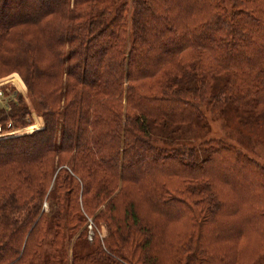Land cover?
<instances>
[{"label":"trees","instance_id":"obj_1","mask_svg":"<svg viewBox=\"0 0 264 264\" xmlns=\"http://www.w3.org/2000/svg\"><path fill=\"white\" fill-rule=\"evenodd\" d=\"M0 67L21 72L44 123L0 138V264H64L87 218L106 251L73 264H235L247 237L264 243V165L217 138L148 136L200 122L204 104L264 113V0H0ZM31 114L18 96L0 125L23 130ZM105 177L127 192L100 209ZM173 179L200 182L185 193L204 200Z\"/></svg>","mask_w":264,"mask_h":264},{"label":"rangeland","instance_id":"obj_2","mask_svg":"<svg viewBox=\"0 0 264 264\" xmlns=\"http://www.w3.org/2000/svg\"><path fill=\"white\" fill-rule=\"evenodd\" d=\"M23 1V0H18ZM125 1V0H124ZM127 2L130 0H126ZM15 7L10 6L7 12H5L6 18H10ZM195 60V59H193ZM192 60L193 63H197ZM90 72H87V74ZM175 80L179 82V88H189L195 85L196 77H193L189 74L188 77L181 76L180 74H175ZM164 79V78H163ZM0 90L4 95L10 98L12 103L17 101V97H21L22 103H24L29 110L31 111V121L32 124L27 127V129L22 132L31 133L32 130L42 128L43 121L40 114H38V101L32 96L31 90L28 88V85L21 74L17 70L5 71L0 67ZM205 102L208 100V97L203 99ZM262 109L257 108L255 110H245L244 108H236L231 105H227L225 108L210 110L206 104L202 107V117L200 122H194L193 124L181 125V126H172L163 124L151 126L150 137L151 142H155L159 146L167 145L174 146V144H196L203 142L205 139L217 138L224 142H229L239 147L243 152H245L248 157L253 158L260 164L264 165V113H261ZM149 122V121H147ZM65 167V166H62ZM55 172L56 174L57 170ZM50 185L54 183L52 179ZM172 180V179H171ZM108 178H104L103 184L107 185V192H103V197L99 198L104 199V204L100 206V209L105 207L107 203L112 200H125V190H121L122 187L118 183L111 184ZM171 182V181H170ZM170 182H166L169 184ZM173 184L181 190L180 192H175V194L184 199L193 205L196 202H201L204 200L202 195H191L188 196L185 193V190H193L194 188L201 187V183L193 180H183V179H173ZM188 187V188H187ZM128 196L131 197V200L135 202V209L138 211V215L141 218H144L148 215L146 208L140 203L138 199L137 192L134 189H128ZM105 195V197H104ZM43 208L47 209V201L43 200ZM84 215V214H83ZM85 230V237L79 239L76 242L77 235L67 238L65 240L66 247V256L62 257L64 264H73V256L77 255L82 258L88 253L93 252L94 249L100 248L101 250L106 251L104 247V239L107 236V228L102 225L99 230H97L91 218L86 219V223L81 226ZM95 231V232H94ZM96 235V236H95ZM249 241L244 244H240V250H244L243 254L238 257L235 264H264V243L259 245L258 239L256 237H247ZM243 243V242H242ZM103 262V263H102ZM29 264H43L40 260H34ZM76 264H107L106 261H96L94 256H91L88 261L76 262Z\"/></svg>","mask_w":264,"mask_h":264},{"label":"built area","instance_id":"obj_3","mask_svg":"<svg viewBox=\"0 0 264 264\" xmlns=\"http://www.w3.org/2000/svg\"><path fill=\"white\" fill-rule=\"evenodd\" d=\"M11 103L10 98L3 94L0 90V109L4 111L9 110V104ZM21 131L12 129L11 122L5 124V126L0 125V138H6L11 136L20 135Z\"/></svg>","mask_w":264,"mask_h":264},{"label":"bare ground","instance_id":"obj_4","mask_svg":"<svg viewBox=\"0 0 264 264\" xmlns=\"http://www.w3.org/2000/svg\"><path fill=\"white\" fill-rule=\"evenodd\" d=\"M36 130V129H35Z\"/></svg>","mask_w":264,"mask_h":264}]
</instances>
